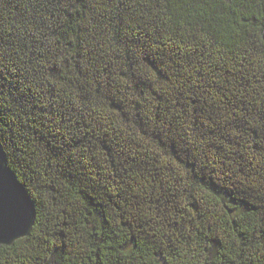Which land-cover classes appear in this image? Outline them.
I'll return each instance as SVG.
<instances>
[{"label":"trees","instance_id":"16d2710c","mask_svg":"<svg viewBox=\"0 0 264 264\" xmlns=\"http://www.w3.org/2000/svg\"><path fill=\"white\" fill-rule=\"evenodd\" d=\"M0 56V264H264V0H0Z\"/></svg>","mask_w":264,"mask_h":264},{"label":"snow or ice","instance_id":"6c2138e0","mask_svg":"<svg viewBox=\"0 0 264 264\" xmlns=\"http://www.w3.org/2000/svg\"><path fill=\"white\" fill-rule=\"evenodd\" d=\"M72 6L83 0H68ZM3 57L0 56V92L3 91ZM12 193L11 210L6 211L5 194ZM31 204L22 185L17 184L15 174L10 170L7 157L0 163V245L4 244L13 233L21 234L28 221Z\"/></svg>","mask_w":264,"mask_h":264},{"label":"water","instance_id":"95a60500","mask_svg":"<svg viewBox=\"0 0 264 264\" xmlns=\"http://www.w3.org/2000/svg\"><path fill=\"white\" fill-rule=\"evenodd\" d=\"M4 157H7V155H6V152L4 150V147H3L2 143L0 142V163H3ZM12 172L15 174L17 184L22 185L24 192L27 194L28 200L30 201V204H31V211L29 213L28 221L24 225V228L20 229V233L21 234L17 235L16 233H13L11 235V237L4 244H2V245H11L17 239L29 235V233L31 232V230L33 228V225L35 223L36 214H37L36 205H35L34 200L29 195V193H28L25 185L18 179L16 173L14 171H12ZM12 199H13V194L12 193H6L5 194L6 211H10L11 210V202H12ZM2 245H0V247Z\"/></svg>","mask_w":264,"mask_h":264}]
</instances>
